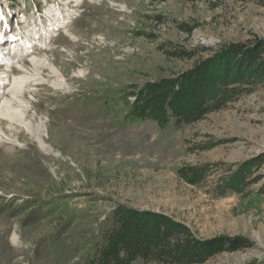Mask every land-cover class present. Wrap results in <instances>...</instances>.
<instances>
[{"label":"rangeland","instance_id":"1","mask_svg":"<svg viewBox=\"0 0 264 264\" xmlns=\"http://www.w3.org/2000/svg\"><path fill=\"white\" fill-rule=\"evenodd\" d=\"M3 3L25 12L18 28L37 44L5 86L21 87L11 117L25 128H0L16 144L0 142V264H91L118 204L167 214L201 239L242 240L202 264H264V84L180 126L133 117L130 95L225 45L264 40V0ZM250 159L261 163L248 194L216 196L227 166ZM204 164L214 171L203 184L179 173Z\"/></svg>","mask_w":264,"mask_h":264},{"label":"trees","instance_id":"2","mask_svg":"<svg viewBox=\"0 0 264 264\" xmlns=\"http://www.w3.org/2000/svg\"><path fill=\"white\" fill-rule=\"evenodd\" d=\"M259 83L264 84V40L231 43L177 75L133 87L131 114L160 126L172 117L180 126L225 107ZM260 163L250 159L229 164L213 187L215 195H247L259 182L253 173ZM212 166L182 167L179 173L193 184H203L214 171ZM110 221L106 242L91 264H130L138 257L163 264H202L218 251L236 249L242 241L201 239L167 214L125 204L113 209Z\"/></svg>","mask_w":264,"mask_h":264},{"label":"bare ground","instance_id":"3","mask_svg":"<svg viewBox=\"0 0 264 264\" xmlns=\"http://www.w3.org/2000/svg\"><path fill=\"white\" fill-rule=\"evenodd\" d=\"M31 16V15H30ZM31 18V17H30ZM50 21V20H49ZM51 22V21H50ZM31 24V23H30ZM29 24V25H30ZM32 25V24H31ZM20 27V26H19ZM22 27V26H21ZM20 27V28H21ZM26 27V26H25ZM44 27V26H43ZM48 28V27H47ZM50 28V27H49ZM44 30H45V28H43ZM27 30V29H26ZM25 30V31H26ZM43 30V31H44ZM47 31H48V29H47ZM25 33V32H24ZM45 33V32H44ZM44 33H43V35H44ZM28 34V33H27ZM25 35V34H24ZM46 38V37H45ZM29 42H27V41H25L24 39L22 40V43L19 41V38L16 36L15 38H11V41H9V48H16V47H19L20 46V44L22 45V47L25 49V50H28L29 49V52L31 51L32 53H30V54H28L27 56L28 57H26V58H24V56H21L20 57V59L18 60V63H17V65H20V67L18 68V67H16V68H14L12 71H11V69L9 68V66L5 63V65H6V68H4V70H0V128L2 129V131L5 129V127L3 126L4 124H5V121L6 120H11V121H13L14 119L11 117V114H12V111L14 110V108L12 107L13 106V100H14V98L15 97H17V95L19 94V92L21 91L20 90V88H17V85H16V83L17 82H13V85H11V87H9V89H6L5 90V86L7 85V83H9L10 82V78L11 77H9L8 76V73L9 72H11V74H12V72H14V70H20V68H21V66H22V64L24 65V68H25V59H27L28 61L30 60L31 61V56L33 55V48H35V46L33 45V42L34 41H32V39H34V37H33V35L31 36V38L29 37ZM32 41V42H31ZM38 41V40H37ZM41 41H44L43 40V37H42V40ZM8 42V41H7ZM48 49V47H43L42 49ZM21 52H22V49H21ZM15 53H13V55H12V52H11V50H9V51H7V50H4V48L2 47V48H0V58H1V64H2V60L3 59H11L12 57H18L17 55H14ZM36 58V57H35ZM4 63V62H3ZM10 63H13V62H10ZM32 66L34 65V66H38V65H40L41 67H44L45 66V64L44 63H41V64H39V62H37V63H35L34 62V60H33V62H31L30 63ZM47 66V65H46ZM79 76H81V74H79ZM82 77V76H81ZM14 78V77H13ZM15 81V80H14ZM6 102H7V104H6ZM24 108V107H23ZM24 110V109H23ZM35 112V111H34ZM24 113L25 114H27L28 115V110H25L24 111ZM18 125H20V127H24L25 128V126L24 125H22L21 126V124H20V118H18V119H15L14 120ZM44 121V120H43ZM41 122L38 126H37V129L39 130V132L40 131H46L45 130V128H44V126H45V124H44V122ZM23 123V122H22ZM26 124V123H25ZM10 130L11 131H13L12 132V134L13 135H16L15 133H17V132H19V131H17L18 129H17V126H10ZM8 129V128H7ZM17 129V130H16ZM9 130V129H8ZM27 130H28V127H27ZM33 130L31 129V132H32ZM33 133V132H32ZM42 133V132H41ZM41 133H38V135H39V137L41 136ZM18 135H19V133H18ZM2 136V135H1ZM1 136H0V138H1ZM17 136V135H16ZM17 138H20V136L18 137L17 136ZM6 140H8V139H6ZM6 140H1L0 142L2 143L3 141H6ZM7 142V144H8V146H7V149H10L11 147H16V144H13L14 143V140H11V141H6ZM5 142V143H6ZM58 154V153H57ZM12 240H13V242H14V244H16L17 243V241H18V236L16 235V234H14L13 235V237H12Z\"/></svg>","mask_w":264,"mask_h":264}]
</instances>
